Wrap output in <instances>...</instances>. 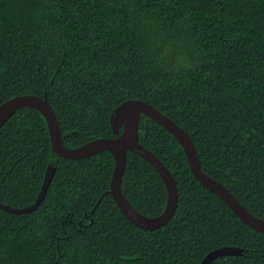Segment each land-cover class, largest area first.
I'll use <instances>...</instances> for the list:
<instances>
[{
    "label": "trees",
    "instance_id": "1",
    "mask_svg": "<svg viewBox=\"0 0 264 264\" xmlns=\"http://www.w3.org/2000/svg\"><path fill=\"white\" fill-rule=\"evenodd\" d=\"M46 98L65 146L115 137L110 116L141 99L191 138L205 174L264 219V0H0V104ZM138 141L172 174L173 216L158 228L130 222L109 194L106 150L68 159L46 121L20 107L0 126V264H200L211 250L242 248L210 264H264V234L243 223L192 175L177 140L141 114ZM121 191L147 217L166 188L134 150Z\"/></svg>",
    "mask_w": 264,
    "mask_h": 264
},
{
    "label": "water",
    "instance_id": "2",
    "mask_svg": "<svg viewBox=\"0 0 264 264\" xmlns=\"http://www.w3.org/2000/svg\"><path fill=\"white\" fill-rule=\"evenodd\" d=\"M20 107L34 108L42 114L46 121L52 150L59 156L68 159H83L103 150L112 154L114 167L108 192L118 209L134 225L149 230L158 228L171 219L177 205V188L172 174L153 152L143 147L138 141V120L140 115L144 114L162 126L177 140L184 151L189 169L194 178L210 192L221 198L243 223L264 234V219L249 212L223 184L203 172L189 135L173 120L144 100L128 99L114 108L109 122L115 134H118L119 128L122 127L121 132L117 136L96 138L75 148H70L63 144L60 127L54 111L47 99L38 95L20 94L2 102L0 104V126ZM127 150H134L151 165L164 183L167 194L166 204L163 211L157 216L147 217L136 211L121 191V178L125 167ZM54 170V167L47 166L39 194L31 205L15 208L0 202V207L11 213H27L37 208L45 196ZM242 252V248L237 246L218 247L208 252L201 259L200 264H210L218 256L240 255Z\"/></svg>",
    "mask_w": 264,
    "mask_h": 264
}]
</instances>
